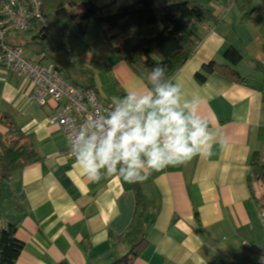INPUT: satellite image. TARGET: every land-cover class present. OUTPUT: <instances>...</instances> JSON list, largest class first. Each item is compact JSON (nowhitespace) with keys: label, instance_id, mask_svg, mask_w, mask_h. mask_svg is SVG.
Listing matches in <instances>:
<instances>
[{"label":"crops","instance_id":"1","mask_svg":"<svg viewBox=\"0 0 264 264\" xmlns=\"http://www.w3.org/2000/svg\"><path fill=\"white\" fill-rule=\"evenodd\" d=\"M196 1L212 17L191 24L197 49L172 83L182 85L181 108L199 98L197 114L209 122L216 140L211 155L151 171L142 183L118 175L93 182L84 175L66 156L64 133L48 121L54 103L35 105L30 86L0 63V134L8 131L2 122L6 117L31 137L41 159L0 181V231L17 223L16 236L24 243L16 264H111L132 252V264H258L264 254L258 212L264 206V183L251 175V159L255 152L264 155V7L261 0ZM235 11L239 14L231 19ZM30 35L11 32L6 40L22 46ZM229 48L243 54L234 70L244 83L216 72L205 81L195 77L204 64H223ZM24 51L38 59L30 49ZM96 54L87 60L94 62ZM102 67L115 85L113 93L74 79L68 70L71 81L92 87L112 103L126 90L153 88L121 54L111 51ZM135 187L143 199L138 217Z\"/></svg>","mask_w":264,"mask_h":264},{"label":"trees","instance_id":"2","mask_svg":"<svg viewBox=\"0 0 264 264\" xmlns=\"http://www.w3.org/2000/svg\"><path fill=\"white\" fill-rule=\"evenodd\" d=\"M24 2L26 0H19ZM43 15L47 26L30 21L29 40L24 45H14L30 49L38 57L34 62L45 61L54 64L56 69L75 86L91 88L71 81L69 66L80 62L72 50L73 32L70 30L72 17L69 8L84 7V24L76 22L80 34H86V27L93 22L104 36V41L114 53L124 56L127 65L137 74L148 77L147 73L156 65H167V75L172 77L190 59L197 49L191 24L211 19L209 12L196 0H41ZM85 28V29H84ZM11 45V44H10ZM25 52V51H24ZM30 59V58H28ZM224 63L216 61L204 64L195 77L205 81L214 72L237 82L244 83L245 78L238 75L234 67L243 59L240 50L229 48L225 52ZM81 63V62H80ZM257 69H261L258 65ZM72 71V70H70ZM3 124L8 129L0 134V181H9L17 172L31 163L40 162L37 151L32 146L31 137H26L20 129L6 117ZM254 179L264 183V155L255 152L251 159ZM136 205L137 214L142 205L139 189ZM135 216L134 222H137ZM135 224V223H134ZM17 223H9L0 231V264H16L24 243L18 240ZM135 252L124 255L111 264H132ZM59 264H67L59 262Z\"/></svg>","mask_w":264,"mask_h":264},{"label":"clouds","instance_id":"3","mask_svg":"<svg viewBox=\"0 0 264 264\" xmlns=\"http://www.w3.org/2000/svg\"><path fill=\"white\" fill-rule=\"evenodd\" d=\"M167 71V65L154 66L147 73L153 88L126 90L119 100L113 97L107 117L89 115L95 131L87 137L81 131L74 149L75 163L90 180L118 175L125 182L142 183L151 171L211 155L216 135L197 114L199 98L185 101L181 108L182 85L172 83Z\"/></svg>","mask_w":264,"mask_h":264},{"label":"built area","instance_id":"4","mask_svg":"<svg viewBox=\"0 0 264 264\" xmlns=\"http://www.w3.org/2000/svg\"><path fill=\"white\" fill-rule=\"evenodd\" d=\"M264 7V0H261ZM41 0H4L0 3V63L11 73L20 76L30 86L29 97L38 107L54 103L48 121L60 127L67 140L66 156L75 159L74 145L77 135L84 131L86 137L95 129L91 117H107L112 102L100 98L94 89L74 85L56 69L54 64L34 62L28 59L22 48L7 43V34L23 33L30 27V21H37L46 27ZM89 122L86 123V118ZM81 125H85L82 129ZM259 220L264 229V206L260 207ZM264 264V254L257 260Z\"/></svg>","mask_w":264,"mask_h":264},{"label":"rangeland","instance_id":"5","mask_svg":"<svg viewBox=\"0 0 264 264\" xmlns=\"http://www.w3.org/2000/svg\"><path fill=\"white\" fill-rule=\"evenodd\" d=\"M202 1L207 3L205 0ZM83 12L84 7L82 6L69 8V19L72 16V20H76L78 24H84ZM238 14L239 13L235 11V13L230 15V18L233 19ZM70 26V29L74 33L72 43L73 50L78 52L84 58L81 63L76 61L75 63L72 62L70 64L69 69L73 71V78L83 82L84 84L92 83L100 85V87H102L104 92L107 94L113 93L115 85L112 84V81H110L104 71V68L102 67L103 60L105 57L108 58L112 51L108 44L104 41L103 33L96 27L93 28L88 25L86 27V30L88 29V33L82 35L76 30L77 27L74 23ZM93 52L97 53L94 62L92 61V57L90 60H87L88 54L93 56Z\"/></svg>","mask_w":264,"mask_h":264}]
</instances>
